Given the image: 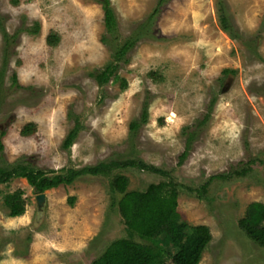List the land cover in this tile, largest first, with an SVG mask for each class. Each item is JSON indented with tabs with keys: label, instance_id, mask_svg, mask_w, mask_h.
Wrapping results in <instances>:
<instances>
[{
	"label": "rangeland",
	"instance_id": "obj_1",
	"mask_svg": "<svg viewBox=\"0 0 264 264\" xmlns=\"http://www.w3.org/2000/svg\"><path fill=\"white\" fill-rule=\"evenodd\" d=\"M218 1L238 38L221 28ZM109 6L115 38L106 34L99 0H0V167L60 171L134 159L167 174L133 166L84 174L45 190L41 207L24 178L0 183V264H91L115 239L150 244L129 233L111 205L110 181L118 174L127 190L165 180L176 185L181 220L211 234L198 264H264V245L238 224L250 202L264 203V0ZM127 39L133 44L127 61L118 62V79L98 85L92 74ZM143 106L146 121L132 133L129 123ZM26 123L33 131L21 134ZM215 175L223 177L201 191ZM16 189L25 208L10 217L3 195Z\"/></svg>",
	"mask_w": 264,
	"mask_h": 264
},
{
	"label": "trees",
	"instance_id": "obj_2",
	"mask_svg": "<svg viewBox=\"0 0 264 264\" xmlns=\"http://www.w3.org/2000/svg\"><path fill=\"white\" fill-rule=\"evenodd\" d=\"M103 10V24L106 34L117 37V22L109 0H99ZM223 4L218 1L217 13L221 28L233 38L238 35L233 31ZM156 8L153 13L156 12ZM37 25L30 31L35 33ZM107 37L104 38L106 41ZM133 40L127 39L117 45L113 52V61L107 63L102 69L92 74L98 85L107 83L110 79H118L116 69L119 61H127L126 53L132 46ZM224 74L233 73V70L223 69ZM120 88L126 87L125 79L120 80ZM206 112L195 127L203 125L207 120ZM147 113L145 106L142 107L139 119L129 123V129L133 133L146 121ZM196 129V128H195ZM33 131V124L26 123L20 129L21 134H29ZM77 126L71 128L66 134L63 145L69 147L75 138ZM1 136L4 134L0 133ZM195 132L187 133V142L179 158H184L189 148V142ZM2 144L0 141V149ZM138 167L161 175L167 173L152 165L139 160H112L99 162L95 165H85L80 168H66L60 171H44L33 169L24 165H15L11 168L0 167V183L7 182L13 177H22L33 187L35 193L43 192L60 184H71L75 179L84 174L108 175L111 170L123 167ZM243 172L247 169L242 170ZM223 177L215 175L200 186L203 191L210 179ZM128 180L124 175H115L110 181L111 191L114 196L112 206H117L119 215L129 233L136 234L140 238L149 240L150 244H143L129 238H118L111 241L100 255L91 261V264H198L203 250L210 241L211 234L206 225H190L181 220L177 209L178 190L170 180L150 183L143 190H127ZM201 196L200 194H198ZM70 204L73 197H69ZM3 205L7 215L16 217L24 212L25 199L20 189L3 195ZM239 227L254 242L264 245V203L253 201L247 205L245 215L238 221ZM162 237L159 238V236ZM162 243L171 245L173 252H166ZM152 244V245H151ZM168 256V261L164 260Z\"/></svg>",
	"mask_w": 264,
	"mask_h": 264
},
{
	"label": "water",
	"instance_id": "obj_3",
	"mask_svg": "<svg viewBox=\"0 0 264 264\" xmlns=\"http://www.w3.org/2000/svg\"><path fill=\"white\" fill-rule=\"evenodd\" d=\"M44 191L43 192H40V193H37L35 195V199H36V204L38 207H41L42 203H43V200H44Z\"/></svg>",
	"mask_w": 264,
	"mask_h": 264
}]
</instances>
